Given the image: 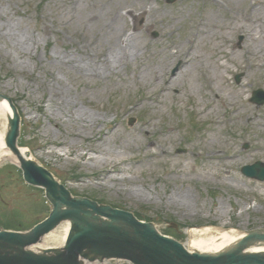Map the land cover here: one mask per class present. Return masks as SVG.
I'll list each match as a JSON object with an SVG mask.
<instances>
[{"label":"rangeland","instance_id":"1","mask_svg":"<svg viewBox=\"0 0 264 264\" xmlns=\"http://www.w3.org/2000/svg\"><path fill=\"white\" fill-rule=\"evenodd\" d=\"M259 1L264 0H0V92L14 99L22 115L20 144L74 195L132 211L181 242L189 241L191 226L264 227V182L241 172L244 165L264 162L259 125L264 105L251 102L252 92L264 89V3ZM142 13L138 22L144 27L134 32ZM7 22L14 24L11 32ZM124 32L136 34L144 48L137 59L110 75L75 69L70 56L80 58L84 34L97 38L101 50ZM185 51L193 62L189 75L160 96L157 90L173 81ZM89 54L98 60L95 50ZM141 66L160 73L158 85L150 76L139 79ZM244 99L259 117L250 130L248 119L228 120L232 110L245 113ZM76 110L106 122L77 124ZM143 122L150 127L138 135ZM109 123L118 129L106 137ZM99 134L106 142L97 140ZM149 137L156 145L146 152ZM205 145L238 157L225 164L220 156L208 157ZM136 156L143 161L120 160ZM7 161V168L0 167V220L10 216L14 225L32 226L52 206L44 190L29 186ZM184 193L190 196L187 212L169 202ZM66 226L43 246H59L55 239Z\"/></svg>","mask_w":264,"mask_h":264},{"label":"water","instance_id":"2","mask_svg":"<svg viewBox=\"0 0 264 264\" xmlns=\"http://www.w3.org/2000/svg\"><path fill=\"white\" fill-rule=\"evenodd\" d=\"M4 100L12 111L7 117L6 147L17 156L25 180L45 189L53 210L30 231H0V264H87L85 260L111 259L133 264H264V250L249 251L264 247V228L238 230L237 239L220 251H189L182 242L162 234L154 222L145 223L131 211L73 196L36 159L21 154V116L12 99L0 93V101ZM252 101L264 104V91L256 90ZM242 171L264 181V162L245 166ZM66 221L71 227L62 247H38L47 234Z\"/></svg>","mask_w":264,"mask_h":264},{"label":"bare ground","instance_id":"3","mask_svg":"<svg viewBox=\"0 0 264 264\" xmlns=\"http://www.w3.org/2000/svg\"><path fill=\"white\" fill-rule=\"evenodd\" d=\"M264 3V1H259V4ZM150 11V9L148 10ZM152 12V8H151ZM132 14V13H131ZM134 16V14H132ZM145 17V13L140 14L138 17V20L135 24V27L133 29L134 32L140 31L144 26L143 23L139 24V19ZM92 18V17H91ZM136 19V16L133 17ZM93 19V18H92ZM245 20H248V17H246ZM14 27L13 22L9 23L7 22L6 30L12 31ZM104 30L103 28L101 31ZM91 35L84 34L83 35V43H81L79 47V53H80V58H77L76 55H71L70 60H72L75 69L78 71H84V72H90L94 76H98L101 72H104V74H113L116 73L119 69L120 66L122 65H128V63L131 60L137 59L142 52L144 51V48L141 46V43L139 42V39L137 38L136 34H130L124 32L122 35L116 34L113 37L114 43H112L110 46H108L106 49H101L96 48V45L98 43V39L95 37H91ZM29 45V44H28ZM93 49L97 52L98 55V60L93 59V56H90L89 51ZM194 49V48H193ZM192 49V50H193ZM191 50V49H190ZM176 50L172 51V53H175ZM182 56L179 57L178 62L180 63L179 70L172 76V82L166 81V84H162V86L157 90V92L160 93V96H163L164 94H167L170 91L171 87L176 86V82H178L179 79L184 78L189 75L190 70L188 67L192 66L193 62L192 59L190 58V55L188 51L182 52ZM57 61L61 60L63 61L64 59H60L58 54H55ZM230 59H233L232 56ZM141 63H143L141 61ZM139 79L141 77H148L154 78L155 82L158 83L162 80V77L160 76L159 72H155L154 70L145 69V67L141 66L138 69V74H136ZM206 75V74H205ZM207 79V83L209 87L213 88L214 95H217V98L221 100L222 103L226 105V98L224 95L221 94L220 91L215 89L212 85L211 78L206 75L205 77ZM156 85V86H157ZM238 94H240V91H238ZM150 97V96H148ZM159 101V100H158ZM242 108H245V113L242 114V116L236 115L235 110H232L230 113V116L228 117V120L240 124V121L242 119H248V126L245 127V129L250 130V127L253 125H256L258 122V116L253 115L252 111V106L249 104L245 99L242 102ZM12 114V111L10 109V106L7 101H0V160H3V158H6L12 161L17 162V156L13 153H11L7 147H6V135H7V117L8 115ZM76 117V123L80 125H89V123L94 120L97 123L106 122L104 118L101 117H95L92 115H85V118L79 114L78 111L76 110V114H74ZM150 124L148 122H143L135 131L139 135L142 132L146 131L148 129V126ZM260 126H264V121H260L259 123ZM118 124L115 123H109L108 125V132L106 134V137L118 129ZM240 127V125H238ZM150 127V126H149ZM252 128V127H251ZM101 133V132H100ZM250 133V132H248ZM105 135L99 134L97 140L103 141L105 138ZM148 141L150 144L147 145L146 148H143L146 152H150L151 146L156 145L155 140L149 137ZM106 142V141H103ZM205 147L208 149V157H216L220 156L223 158V162L225 164L228 163L229 160H233L238 157V155L234 152L231 151H224L222 154H218V151L221 150L220 148L217 147H208L205 145ZM105 150V149H104ZM28 150L26 148H21V154L26 156V157H34V156H29L28 155ZM167 152V151H166ZM100 153H102V148L100 150ZM168 153V152H167ZM162 154H165V151L162 152ZM122 161H143L142 159L139 158V156L133 157L132 159H129L127 157H124L123 159H120ZM101 166V165H100ZM171 168L169 169V171ZM165 178V177H163ZM170 180H175L172 178H169ZM115 183V182H113ZM132 190V191H131ZM132 195H144L143 191L137 190V189H130ZM150 197V194H148ZM189 195L188 194H179L178 196H173L170 198L169 202L174 203L176 206L179 208H182L184 212H187V204L189 200ZM186 214V213H182ZM224 224L220 227H212V226H205L201 228H192L190 229L189 236L190 239L188 243H185L188 247H190L191 250H199V251H220L224 247H226L229 243L237 239L239 236V231L235 228L231 229H225L223 227ZM215 232H211V231ZM65 233L61 235V237L56 238L55 241L59 243L58 245H62L67 233L69 231V225L67 224L65 228ZM48 236H54V233H50ZM47 236V237H48ZM264 250V247L262 246H255L251 247L249 251H261Z\"/></svg>","mask_w":264,"mask_h":264},{"label":"trees","instance_id":"4","mask_svg":"<svg viewBox=\"0 0 264 264\" xmlns=\"http://www.w3.org/2000/svg\"><path fill=\"white\" fill-rule=\"evenodd\" d=\"M19 226H21V227H27L28 225H27V226H24V225H19Z\"/></svg>","mask_w":264,"mask_h":264}]
</instances>
